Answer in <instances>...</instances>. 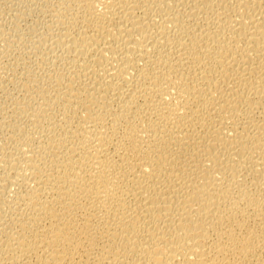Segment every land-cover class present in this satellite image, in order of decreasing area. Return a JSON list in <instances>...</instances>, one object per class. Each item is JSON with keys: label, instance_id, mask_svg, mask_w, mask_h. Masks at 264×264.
<instances>
[{"label": "bare ground", "instance_id": "obj_1", "mask_svg": "<svg viewBox=\"0 0 264 264\" xmlns=\"http://www.w3.org/2000/svg\"><path fill=\"white\" fill-rule=\"evenodd\" d=\"M0 264H264V0H0Z\"/></svg>", "mask_w": 264, "mask_h": 264}]
</instances>
